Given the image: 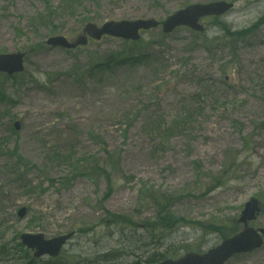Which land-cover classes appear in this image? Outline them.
<instances>
[{
	"label": "rangeland",
	"instance_id": "1",
	"mask_svg": "<svg viewBox=\"0 0 264 264\" xmlns=\"http://www.w3.org/2000/svg\"><path fill=\"white\" fill-rule=\"evenodd\" d=\"M64 1L0 0V55L29 54L24 74L0 75V247L76 230L62 264L105 254L135 264L205 253L239 232L245 203L264 208V0H80L77 10ZM217 1L235 8L205 20L202 36L160 28L139 45H46L74 41L89 23H163ZM97 162L113 164L108 195L105 175H76ZM252 226L264 228V211ZM227 264H264V247Z\"/></svg>",
	"mask_w": 264,
	"mask_h": 264
},
{
	"label": "water",
	"instance_id": "2",
	"mask_svg": "<svg viewBox=\"0 0 264 264\" xmlns=\"http://www.w3.org/2000/svg\"><path fill=\"white\" fill-rule=\"evenodd\" d=\"M232 5L226 3H216L210 5H196L178 12L170 17L164 24V32L172 33L177 27L187 26L196 31H202L203 28L198 24L199 20L206 16H220L226 13ZM159 23L154 20L132 21V22H110L103 27L98 28L94 24H89L84 30V36L73 43H69L64 37L58 36L50 38L47 42L51 47H62L65 49H76L79 46L88 44V37L100 41L103 36H111L124 40L138 41L141 30L156 29ZM26 54L17 53L0 56V72L9 76L24 72V59ZM17 130L20 129V123L16 124ZM262 211L258 200L249 201L238 221L244 225V230L236 236L224 241L219 247L210 250L206 254H187L177 261H165L162 264H226L230 259L240 254H247L256 251L264 246V229L256 230L249 226L250 223L257 220ZM27 210H20L18 216L24 218ZM73 234L56 237L46 240L43 235L25 234L21 237L24 246L35 252V258L42 257L56 258L61 253L63 247L72 238Z\"/></svg>",
	"mask_w": 264,
	"mask_h": 264
},
{
	"label": "trees",
	"instance_id": "3",
	"mask_svg": "<svg viewBox=\"0 0 264 264\" xmlns=\"http://www.w3.org/2000/svg\"><path fill=\"white\" fill-rule=\"evenodd\" d=\"M63 4L66 5L67 9H74V5H75V9L77 10V7L79 5H81V2H80V0L79 1L78 0H65L63 2ZM229 34L231 35V38H235L239 35V33H232V34L229 33ZM241 35H245V33H242ZM117 57L121 59L120 61H123L126 58H128L129 56L127 55V52H124L122 54H118ZM116 63H118V62L116 61ZM96 68L98 69V68H100V66L95 65L94 69H96ZM2 99H4V96L2 94H0V100H2ZM106 163H108L110 165H105V163L97 162V164H95L91 170H88L82 166V170H83L82 173L76 174V175L92 176L93 172L105 175L106 179L109 180L107 182V187H108L107 195H108L113 190L114 180H113L112 175H111V170H112L113 164L110 162H106ZM81 165H84V163L79 162L78 168L74 169V171L79 170V166H81ZM231 235H233V234H231ZM231 235H229V236H231ZM229 236H225L224 239L229 237ZM22 259L27 260L26 264L37 263L36 260L30 258V252H28L22 246V244L20 243L19 237L14 238L13 245L11 244V248L8 245H3L2 247H0V264H19L22 261ZM165 259H166L165 255L155 252V253L149 255L147 258H145L143 262H137L135 264H159L160 262H162ZM116 261L117 260L115 258H111L110 254H105L99 258V262L101 264H115ZM47 264H61V261L60 260H49Z\"/></svg>",
	"mask_w": 264,
	"mask_h": 264
}]
</instances>
